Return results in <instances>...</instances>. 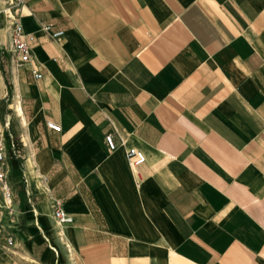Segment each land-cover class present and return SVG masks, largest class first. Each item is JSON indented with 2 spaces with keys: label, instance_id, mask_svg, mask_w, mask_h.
Segmentation results:
<instances>
[{
  "label": "crops",
  "instance_id": "1",
  "mask_svg": "<svg viewBox=\"0 0 264 264\" xmlns=\"http://www.w3.org/2000/svg\"><path fill=\"white\" fill-rule=\"evenodd\" d=\"M19 16L32 56L5 77L20 169L0 264H264V0H25Z\"/></svg>",
  "mask_w": 264,
  "mask_h": 264
},
{
  "label": "built area",
  "instance_id": "2",
  "mask_svg": "<svg viewBox=\"0 0 264 264\" xmlns=\"http://www.w3.org/2000/svg\"><path fill=\"white\" fill-rule=\"evenodd\" d=\"M8 2V38L9 47L6 49L10 55L12 64L19 68L21 66L30 64L31 61V47L30 40L33 38V33L24 32L21 19L19 16L20 8L24 6L25 0H7ZM39 30L46 34L49 38L54 40H60L63 31L61 29H52L49 24H40ZM33 78L40 77V73L33 70ZM46 126L54 131L59 130V126L50 121H46ZM104 143L108 150H113L116 145L112 138V133H106L103 137ZM11 148H14V144L11 143ZM127 164L135 168L144 161V155L142 152L135 148H127L124 152ZM10 166L8 164L7 146L4 140L3 132L0 131V214L2 210H6L9 214L13 213V189L11 186L10 178ZM30 196H27L26 202L33 209V202ZM52 215L56 222L63 225L70 221V217L61 210V201L59 199H52L51 201ZM9 229V226H6ZM2 238L1 246L8 248L13 244L14 238L11 232L4 233V224L0 218V239Z\"/></svg>",
  "mask_w": 264,
  "mask_h": 264
},
{
  "label": "rangeland",
  "instance_id": "3",
  "mask_svg": "<svg viewBox=\"0 0 264 264\" xmlns=\"http://www.w3.org/2000/svg\"><path fill=\"white\" fill-rule=\"evenodd\" d=\"M1 9H3V11L0 12V33L3 32L1 29L3 27H4V31L5 29L7 30L6 23L8 20L6 17H7V10L9 9L7 0L0 1V10ZM8 47H9V38H8V44L4 48L7 49ZM11 63H12L11 59L8 58L6 55L0 58V131L3 132L4 140L7 146L8 161H9V149L11 148L10 147L11 141H9L8 137L10 138L13 136L15 137L14 134L16 132L15 131L16 121L14 119L15 113L13 108L14 93L12 88H9L10 85L5 80V77L9 76ZM12 125L15 132L11 131Z\"/></svg>",
  "mask_w": 264,
  "mask_h": 264
},
{
  "label": "trees",
  "instance_id": "4",
  "mask_svg": "<svg viewBox=\"0 0 264 264\" xmlns=\"http://www.w3.org/2000/svg\"><path fill=\"white\" fill-rule=\"evenodd\" d=\"M8 137V135H7ZM9 141L14 144V148L9 149V162L10 165L13 167L14 170L20 169V159L17 157V151H18V146L19 144L16 141V138L13 137H8Z\"/></svg>",
  "mask_w": 264,
  "mask_h": 264
},
{
  "label": "bare ground",
  "instance_id": "5",
  "mask_svg": "<svg viewBox=\"0 0 264 264\" xmlns=\"http://www.w3.org/2000/svg\"><path fill=\"white\" fill-rule=\"evenodd\" d=\"M2 2H3V1H2ZM6 10H7V9H6ZM1 11H3V9H1L0 12H1ZM8 16H9V11L7 10V17H6L7 20H8ZM6 27H7V30H6V34H5V36H8V28H9V27H8V23H7V26H6ZM16 109H17V111L19 112L18 107H16ZM56 224L59 225L58 222H56Z\"/></svg>",
  "mask_w": 264,
  "mask_h": 264
}]
</instances>
